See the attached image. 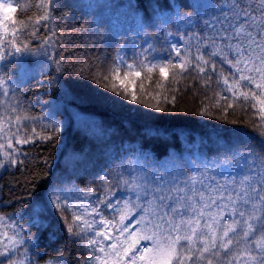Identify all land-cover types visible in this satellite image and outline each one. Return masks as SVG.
I'll use <instances>...</instances> for the list:
<instances>
[{
    "label": "snow or ice",
    "instance_id": "6c2138e0",
    "mask_svg": "<svg viewBox=\"0 0 264 264\" xmlns=\"http://www.w3.org/2000/svg\"><path fill=\"white\" fill-rule=\"evenodd\" d=\"M30 6L39 14L35 18L18 20L12 15L17 10L13 0H0V95L3 96H8L10 88L13 92L19 90L20 85L9 70L26 55L42 54L47 61L45 66L58 75L62 76L67 70L62 67L56 51L60 35L50 27L56 20L57 10L70 7L73 14L91 17L89 26H95L102 39V29L113 37L126 34L115 31L120 15L107 11L114 9L111 4L37 0ZM105 16L110 20H105ZM123 22L128 24V31L137 36L143 34L147 46L139 54H133L132 63H127L120 55L125 50L120 47L112 66L97 74L98 84L124 100L144 104L137 95L136 81L131 77L139 78L144 71L150 74L158 70L167 80L169 72L175 78L191 70L201 79L206 76L204 83L209 86L212 81L209 69L216 74L217 64H226L234 71L225 75L221 69L216 83H222L223 91L231 93L233 103H228L227 108H233L241 99L246 104L254 102L250 106L256 110V127L264 129V0H185L179 4L173 0H160L147 18L129 13ZM40 26L47 28L49 34L45 36L43 46L36 50L30 46L28 37H35ZM150 28L156 30V38L149 37ZM160 33L168 44V47L161 44V48L166 52L169 48L174 51L178 58L175 62L170 52L167 58L157 53L155 44ZM173 36L184 43L179 46L172 43L169 37ZM193 39L196 41L194 57L191 48L184 47ZM132 46L136 47L135 42ZM56 82L54 76L52 83ZM140 90H144L142 84ZM216 95L218 98L211 107L221 108V101L230 99L220 93ZM164 99L168 101V97ZM175 99L172 96L171 102L175 103ZM146 106L158 112L167 111L158 103ZM16 111L15 107L10 108L11 113ZM200 115L211 113L205 107ZM22 119L29 118L10 114L0 117V141H6V147L13 149L2 152L0 168L23 163L14 158L16 149L13 146V140L15 144H27L31 140L29 136L21 138L19 135ZM13 121L15 131H12ZM53 131L59 132V128L54 126ZM151 131L146 130L145 134L149 135ZM4 148L5 144L0 143V149ZM128 152L130 155L120 164L123 171H116L115 175L121 177L135 200L131 197L125 200L120 223L123 225L132 208H138L143 212L137 221L142 227L137 235L129 233L130 239H122L129 232L128 227L123 226L117 229L119 235L114 242L104 245V240L113 239L107 231L111 222L98 209L92 208L91 212L100 216L99 223L105 230L95 231L86 241L92 254L85 257L82 264H264V131L257 132L255 138H233L221 144L211 157H172L161 163L142 149L129 146ZM127 172L132 173L131 181L123 178ZM216 174L223 180H218ZM61 192V189L53 188L46 194L45 202H34L30 208V223L46 227L42 217L48 206H53L67 225L70 238L76 242L93 229L94 221L89 222L83 215L73 212L72 223H69L64 213L69 210L71 201ZM108 206L112 207L111 204ZM4 227H11L13 234L0 232V257L4 258L0 259V264H25L15 258L20 246L25 245V239L15 230L14 224H6V218L0 216V228ZM101 237L102 240L98 239ZM141 241L150 243L141 245ZM27 242L31 243V238ZM48 264H71V258L61 253Z\"/></svg>",
    "mask_w": 264,
    "mask_h": 264
},
{
    "label": "trees",
    "instance_id": "16d2710c",
    "mask_svg": "<svg viewBox=\"0 0 264 264\" xmlns=\"http://www.w3.org/2000/svg\"><path fill=\"white\" fill-rule=\"evenodd\" d=\"M118 1L131 5L129 8L132 13L142 18L150 16L153 6L160 2ZM13 2L17 10L12 15L18 20L35 18L39 14L30 6L37 0ZM64 2L85 3L82 0ZM173 2L179 4L185 0ZM118 14L120 23L115 31L126 34L113 37L102 29V39L96 33L95 26H89L91 17L73 14L70 7L57 10L56 20L50 27H54L60 35L56 51L59 52L58 58L62 60V67L67 70L62 76L51 71L45 66L47 61L42 54L26 55L9 70L20 87L15 92L10 88L8 96L0 95V117H5L6 114L27 116L29 119L21 120L19 135L21 138L31 137L27 144H15L13 140L16 149L14 158L23 163L0 168V216L6 218V224H14L15 230L20 231L26 241L25 245L20 246L15 258L28 256L37 264H48L53 257L62 253L71 258V264H82L84 258L92 254L86 241L94 236L95 231L105 230L99 223L100 216L91 212L92 208L98 209L111 222L107 231L113 239L104 240V245L114 242L119 235L117 229L120 228L124 202L130 197L135 200L134 194L129 193L127 185L121 182V177L115 175L116 171H123L120 164L130 155L129 146L142 149L163 163L172 157H211L221 144L233 138H255L257 132L264 131L256 127V110L250 106L254 102L246 104L241 99L233 108H227L228 103H233L231 93L223 91L222 83H216L221 69L225 75L234 71L226 64L218 63L216 74L209 69L208 74L212 75L209 86L204 83L206 76L201 79L197 72L191 70L175 78L169 72L167 80L160 76L158 70L150 74L144 71L139 78L131 77L136 81L137 95L144 104L124 100L98 84L97 74L112 66L120 47L125 49L123 56L127 63H132L133 54H139L146 47L141 45L143 34L137 37L136 47L132 46L130 39L135 33L128 31V24L123 22L128 13L120 11ZM104 19L110 20V17L105 16ZM111 22H114V18H111ZM47 34L49 30L40 26L35 37H28L30 46L39 50ZM148 34L150 38L157 37L154 29H148ZM162 37L163 33H160L155 44L157 53L167 58L170 52L175 62L178 59L175 52L170 48L167 52L161 48V44L168 47ZM176 39L178 45H182V41L178 37ZM149 41L152 42L151 39ZM192 45L187 47L195 54ZM181 53L184 54L183 49ZM123 71L124 69L121 70V77ZM54 76L57 77L55 84L52 83ZM141 84L143 91L140 90ZM217 93L230 98L228 101H221V108L211 107L218 98ZM172 96L176 98L175 103L171 102ZM165 97H168L167 102ZM148 103H158L167 111L158 112L154 108H148ZM11 107L17 109L16 113L10 112ZM205 107L211 115H200ZM232 121L236 123L233 124ZM54 126L59 128V132L53 131ZM15 130L13 121L12 131ZM146 130H152L151 134L146 135ZM45 136H50L51 139H43ZM0 143L5 144V148L0 149L2 159L3 151L13 149L6 147V141ZM216 175L218 180H223L222 176ZM131 177V172L124 173V179L131 181ZM53 188L61 189V194L71 201L69 210L64 213L69 223H72L73 212L83 215L89 222L94 221L93 229L84 234L83 239L72 241L66 231L67 225L53 206H48L42 217L46 227L30 223V208L34 206V202H45L46 194H50ZM142 215L141 209L132 208L126 218L137 223ZM9 217L12 219H7ZM3 231L13 234L11 227L0 228V232ZM29 238L31 243L27 242ZM124 238L131 237L129 233H125L122 239ZM140 243L146 244L144 241Z\"/></svg>",
    "mask_w": 264,
    "mask_h": 264
},
{
    "label": "rangeland",
    "instance_id": "374dc122",
    "mask_svg": "<svg viewBox=\"0 0 264 264\" xmlns=\"http://www.w3.org/2000/svg\"><path fill=\"white\" fill-rule=\"evenodd\" d=\"M82 1H84L85 3H89L90 1H96L97 3L111 4V5L114 6V9H109V10H107V11L113 10V11L116 12V13H118V12H120V11H121V12H124V13H128V14H129V13H132L131 9L129 8L128 4H127L125 1H124V2H119L118 0H82ZM185 31H187V30H185ZM137 37H138V36L135 34V35L130 39V41H132V43H133V42H136V41H137ZM169 40H170L172 43H175V44L178 45V42H177V39H176L175 36H173V37H169ZM149 42H150V41H149ZM183 43H184V42L182 41V44H183ZM195 43H196V41H195V39H193V40H191V41L189 42V44L184 45V47H187V46H189L190 44H193V45L191 46V47H192V50L196 51V49H195ZM141 45L147 46L144 40L141 42ZM178 46H179V45H178ZM184 47H182L181 50H182V49L184 50ZM120 55H123V51L120 53ZM194 56H195V54H193V57H194ZM156 61L158 62V60H156ZM122 77H123V75H122ZM126 216H127V215H126ZM123 226H127L128 229H129V232H128V233H131V234H136V232H139L140 228L142 227V225H140V224H138V223H136V222H134V221H132V220H129V219H127V218L124 219V221H123V225H121V223H120V228L123 227ZM144 242H146V241H144ZM148 243H150V242H146V244H148ZM20 260L25 261V264H27V262H28L29 260L32 261V264H36V263L33 262V260H32L30 257H28V256H23L22 258H20Z\"/></svg>",
    "mask_w": 264,
    "mask_h": 264
}]
</instances>
